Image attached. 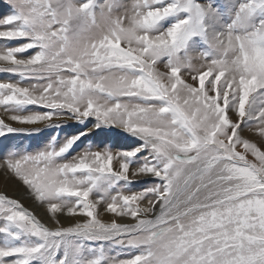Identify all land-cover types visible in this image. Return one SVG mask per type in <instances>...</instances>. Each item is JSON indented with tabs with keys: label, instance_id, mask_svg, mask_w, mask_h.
I'll use <instances>...</instances> for the list:
<instances>
[{
	"label": "snow or ice",
	"instance_id": "1",
	"mask_svg": "<svg viewBox=\"0 0 264 264\" xmlns=\"http://www.w3.org/2000/svg\"><path fill=\"white\" fill-rule=\"evenodd\" d=\"M5 8L0 264H264V0Z\"/></svg>",
	"mask_w": 264,
	"mask_h": 264
},
{
	"label": "rangeland",
	"instance_id": "2",
	"mask_svg": "<svg viewBox=\"0 0 264 264\" xmlns=\"http://www.w3.org/2000/svg\"><path fill=\"white\" fill-rule=\"evenodd\" d=\"M5 11H7V9L5 8V0H0V14H2ZM4 43H5V41L0 40V46H3ZM9 46H14V44L9 43ZM7 78H8V74L0 73V80L7 79ZM2 115H3V113L0 112V116H2ZM23 191H24L23 186L20 185L19 182L16 181V179L14 177H12L11 175H8L6 177L5 174L3 173V170H0V192H4L5 194H7L13 198H17L14 196L13 193L20 192L22 194L20 197L21 199L20 198H17V199H20L25 207H28L30 210H32L30 208V205H27V201L24 200V199H28V198H25ZM29 200H31V199H29ZM43 222L47 223L44 220H43ZM67 224L68 223H65L64 225L67 226Z\"/></svg>",
	"mask_w": 264,
	"mask_h": 264
},
{
	"label": "bare ground",
	"instance_id": "3",
	"mask_svg": "<svg viewBox=\"0 0 264 264\" xmlns=\"http://www.w3.org/2000/svg\"><path fill=\"white\" fill-rule=\"evenodd\" d=\"M4 173V172H3ZM3 180V179H2ZM5 188V187H4ZM24 192V191H23ZM15 197L17 198H20L21 197V193L20 192H16V193H13ZM26 198V197H25ZM21 199V198H20ZM25 201H27V205H30V208L32 209V211L35 212V214L42 218V220L46 221L48 223V216L46 215V212L43 208H39V207H36V205L33 203L32 200H29V199H24ZM106 219L108 217H105ZM62 222L65 224V223H70V222H74L73 220H71L70 218H62ZM130 222V221H128ZM52 226V225H51Z\"/></svg>",
	"mask_w": 264,
	"mask_h": 264
}]
</instances>
